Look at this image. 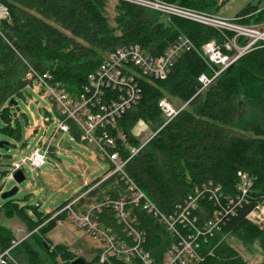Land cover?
I'll use <instances>...</instances> for the list:
<instances>
[{
	"label": "trees",
	"instance_id": "16d2710c",
	"mask_svg": "<svg viewBox=\"0 0 264 264\" xmlns=\"http://www.w3.org/2000/svg\"><path fill=\"white\" fill-rule=\"evenodd\" d=\"M114 1L116 14L114 26H111L106 14L109 0H0L6 11L0 19L3 134L20 139L18 124H11L16 119L15 105L9 101L23 97L25 87L36 82V79H22L29 69L37 75H49L51 85L59 84L75 96L87 74L119 47L139 44L156 57L180 35L188 37L197 50L207 41L221 43L223 40L215 29L198 22L178 16L165 21L166 16L155 10L127 0ZM160 1L215 15L227 0ZM256 7L246 4L233 20L241 24L251 20L257 24L263 22L264 13ZM201 73L209 75L201 58L187 51L177 58L164 79H140L141 100L109 131L122 159L129 158L130 147L141 146L136 133V128L141 126L139 123L152 131L153 135L127 160L124 171L158 212L170 215L178 211L189 196H195L196 189L199 191L198 208L190 209V217L195 218L199 228L211 219L218 221L219 232L202 244L203 261L190 264H246L233 247L222 241L220 232L235 233L246 244L259 238L264 253V234L246 218L254 207L264 205V47L242 55L208 88L197 93L200 86L197 77ZM37 88L43 94V87ZM165 96L186 103L167 123L157 106ZM65 123L73 140L86 143L73 121ZM233 130L246 136L235 134ZM50 153L54 154L51 146L47 148V155H52ZM238 172L246 173L250 179V186L240 200L236 198ZM100 180L97 178L90 186ZM217 187L219 191L214 192ZM124 193L123 181L113 174L80 202L99 201L105 196L114 199ZM71 199L48 213L33 208L35 220L27 215L25 207L28 206H21L13 198L4 199L0 207L7 211L6 216H16L33 233L17 251L25 264H70L82 256L48 239V234L57 226L56 220L64 214L49 218ZM131 211L136 219L135 226L144 232V248L153 262L160 264L169 245V235L157 224L152 213L135 207ZM97 218L112 226L119 237L129 240L122 226L116 224L110 208L102 210ZM178 230L184 231L181 227ZM0 232L1 251L8 248L14 238L3 227ZM17 245L12 249L13 255ZM99 252L95 249V255L85 260V264L95 262ZM113 263L126 264L116 260ZM260 264H264V258Z\"/></svg>",
	"mask_w": 264,
	"mask_h": 264
},
{
	"label": "built area",
	"instance_id": "2783aa9c",
	"mask_svg": "<svg viewBox=\"0 0 264 264\" xmlns=\"http://www.w3.org/2000/svg\"><path fill=\"white\" fill-rule=\"evenodd\" d=\"M127 1L138 5L145 3L148 6L144 7L160 12L167 18L178 16L209 26L219 32L223 40L221 43L215 40L207 41L197 50L188 37L180 35L156 57L147 53L139 44L119 47L106 55L99 65L87 74L85 83L75 96L70 95L59 84L51 85L49 75H37L30 69L25 73L29 79H36V85L43 87L48 100L55 107L58 114V126L54 129L53 136L58 131L68 132L65 121H73L81 131V139L93 144L97 156L110 166L109 171L100 181L80 192L49 219L64 214V217L56 220L57 224L68 220L75 228L96 242L100 252L97 260L91 264H114L113 260L126 264H155L151 254L144 248V232L135 226L136 219L132 217L131 211L134 207L141 211L146 210L152 213L154 220L170 237L160 264L199 263L205 256L201 252L202 244L206 243L215 232H219L216 218L199 228L195 218L190 217V209L198 208L196 198L199 191L195 189V196H189L185 206L178 211L170 215L158 212L153 202L124 171L127 160L153 134H150L140 147H130L129 158L122 159L118 154L115 138L109 129L115 126L127 110L132 109L141 100L140 79L149 81L164 79L181 54L193 51L201 58L209 71V75L201 73L197 77L200 84L197 93H200L242 55L264 47V24H241L233 18L225 19L216 14L193 11L160 0H152L153 2L150 0L147 3L142 0ZM5 13V8L0 5V19L4 18ZM157 106L167 123L186 106V103L177 107L162 98ZM50 119L48 116L42 117L44 122ZM48 147L49 145H44L42 152L35 149L31 153L29 161L33 166L40 167L43 164ZM113 174L119 175L120 180L123 181L124 195L114 199L105 196L99 201L94 200L86 204L80 202L87 197L90 190ZM237 175L239 182L236 198L240 200L250 186V179L243 172H238ZM216 191H219L218 187L215 188L214 192ZM108 208L113 213L116 224L122 226L125 236H130L129 240L119 237L112 226L102 223L97 218L102 210ZM261 208H264V205L254 207L248 213L247 220L255 224L264 223V211H261ZM252 215L256 219L252 218ZM178 227L184 231H179ZM17 244V241H12L8 248L0 251V264H14L11 262L10 253Z\"/></svg>",
	"mask_w": 264,
	"mask_h": 264
},
{
	"label": "rangeland",
	"instance_id": "374dc122",
	"mask_svg": "<svg viewBox=\"0 0 264 264\" xmlns=\"http://www.w3.org/2000/svg\"><path fill=\"white\" fill-rule=\"evenodd\" d=\"M142 1L147 3L150 0ZM114 5L115 1L109 0L106 8L111 26H114L116 14ZM140 5L146 6L147 4L140 3ZM242 5L240 0H232L227 4V7L220 8L216 15L231 19ZM166 19L168 20L167 17H164L165 21ZM247 24L255 25L257 22L251 20ZM65 34L68 35V33ZM22 79L31 80L25 74ZM21 95L23 97L13 99L16 102L14 106L16 119L11 122L13 126L17 123L20 128L19 140L12 139L9 135L1 132L2 120L0 119V194L16 186L17 192L11 198L21 206H28L25 207V211L29 218L35 220L33 208H36L40 213L53 211L62 202L80 193L85 186H90L97 178H102L109 171V166L97 156L92 144L79 143L63 131H58L53 136V131L58 126V116L46 94L44 92L42 94L38 90L35 81L28 84ZM165 99L174 106L181 105V102L176 98L165 96ZM44 115H50V121H42ZM34 121L40 122V124L34 126ZM138 125H141L136 128L138 140L144 142L150 136V133H147L150 132V129L145 124L139 123ZM232 132L245 135L237 130ZM40 143L53 147L54 154L46 155L43 164L40 167H35L29 161V157ZM18 169H21L25 175V180L20 184H16L12 179V172ZM3 201L0 198V205ZM260 210L264 211V208ZM6 212L4 208L0 207V227H3L14 238V241L18 242L13 255L16 257L14 258L17 264H25L22 255H18V252L21 250L23 242L29 240L33 233L16 216H6ZM254 217L252 215V218ZM252 225L257 228L258 232L264 234V223H252ZM220 233L222 241L233 247L246 264H260L263 261L264 253L259 238L246 244L235 233ZM48 237L53 243L63 244L76 254L82 255L85 260H90L95 255L92 246L95 241L86 237L81 230L75 229L68 220L57 224Z\"/></svg>",
	"mask_w": 264,
	"mask_h": 264
},
{
	"label": "water",
	"instance_id": "95a60500",
	"mask_svg": "<svg viewBox=\"0 0 264 264\" xmlns=\"http://www.w3.org/2000/svg\"><path fill=\"white\" fill-rule=\"evenodd\" d=\"M12 103L14 105L16 104V102L13 99L9 101V104H12ZM12 179L13 181H15L16 184H20L21 182L25 180V175L21 169H18L12 172ZM16 192H17V187L13 186L11 189L3 191L0 194V198L2 200L11 198ZM70 264H85V259L82 256H78L75 259H73Z\"/></svg>",
	"mask_w": 264,
	"mask_h": 264
},
{
	"label": "crops",
	"instance_id": "0c3cea01",
	"mask_svg": "<svg viewBox=\"0 0 264 264\" xmlns=\"http://www.w3.org/2000/svg\"><path fill=\"white\" fill-rule=\"evenodd\" d=\"M230 1H232V0H227L226 1V3L224 4V5H222L220 8H224V7H227V4L230 2ZM240 2L243 4L242 6L244 7L246 4H255L257 7H256V9H257V11H259V12H262V13H264V0H240ZM245 4V5H244ZM240 7V9H239V11L243 8V7ZM236 14V13H235ZM235 16V15H234ZM233 16V17H234ZM259 24H264V21L263 22H261V23H259ZM52 108H53V106H52ZM55 112H56V110H55ZM57 113V112H56ZM57 115V114H56ZM44 116H48V117H50V115H44ZM58 116V115H57ZM40 124V122H35L34 121V126H38ZM29 133H30V131H29ZM68 133V132H67ZM147 133H150L151 134V131L150 132H147ZM141 144L143 143L142 141H139ZM79 143H83L84 145H89V144H91V143H88V142H79ZM44 144L45 143H40V145H38L37 147H35L36 149H39V151L40 150H42V149H44ZM92 146H94L93 144H92ZM49 147H50V145H49ZM34 148V149H35ZM53 148V147H52ZM94 148H95V146H94ZM95 151H96V149H95ZM54 153V152H53ZM49 156V155H48ZM105 162V161H104ZM22 169V168H21ZM50 234V233H49ZM48 234V235H49ZM87 237V236H86ZM49 238V237H48ZM50 239V238H49ZM51 240V239H50ZM51 242H52V240H51ZM53 243V242H52ZM94 243V245H92L93 247H94V252H95V249H98V246H97V244L95 243V242H93ZM55 244V243H54Z\"/></svg>",
	"mask_w": 264,
	"mask_h": 264
},
{
	"label": "bare ground",
	"instance_id": "6f19581e",
	"mask_svg": "<svg viewBox=\"0 0 264 264\" xmlns=\"http://www.w3.org/2000/svg\"><path fill=\"white\" fill-rule=\"evenodd\" d=\"M10 257L12 258V260H11L12 263H14V264L17 263L16 259L13 257V252L12 251L10 253Z\"/></svg>",
	"mask_w": 264,
	"mask_h": 264
}]
</instances>
